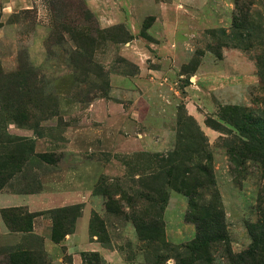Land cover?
<instances>
[{
  "label": "rangeland",
  "instance_id": "obj_1",
  "mask_svg": "<svg viewBox=\"0 0 264 264\" xmlns=\"http://www.w3.org/2000/svg\"><path fill=\"white\" fill-rule=\"evenodd\" d=\"M228 1L222 26L159 50L174 73L140 88L116 79L137 73L122 55L132 37L121 23L100 28L85 0H38L4 18L0 193L55 206L0 211L21 239L0 245V264L16 250L27 252L19 264H49L78 222L126 263L264 264V0ZM151 20L138 36L149 42ZM152 58L149 69L161 65ZM63 209L77 216L53 227L48 212ZM41 213L37 236L29 214Z\"/></svg>",
  "mask_w": 264,
  "mask_h": 264
},
{
  "label": "crops",
  "instance_id": "obj_2",
  "mask_svg": "<svg viewBox=\"0 0 264 264\" xmlns=\"http://www.w3.org/2000/svg\"><path fill=\"white\" fill-rule=\"evenodd\" d=\"M175 1L181 3L183 11L176 9ZM37 2L38 0H0V34L6 27L3 23L5 17L20 10L32 9ZM85 2L97 17L100 28H109L121 23L132 37L127 43L130 48H124L122 55L137 67V73L133 76H120L119 79L116 77V79L119 83L125 80L137 87L140 86V82L152 79L149 78L150 73L154 76L174 73V70L165 65L169 61L156 59L155 56L159 50L162 48L168 50L167 46L170 47V45L179 44L180 47L186 44L185 39H188L187 36L192 35L193 32L222 26L225 12L230 13L228 0H85ZM147 16L152 18L151 24L143 31L152 39L150 42L138 37L142 31V21ZM176 40L180 41L176 42ZM171 54L175 52L172 51ZM150 56H153V63L161 65L155 69H149L145 59ZM197 74L198 71L195 72V79ZM184 76L180 74L179 78ZM198 77L202 78V75L198 74ZM57 200L65 201L66 205L78 204L72 203L70 197L62 196ZM54 206L52 203L45 202L39 195L19 196L0 193V211L6 208L25 207L28 212L34 213ZM48 226V221L38 217L33 219V233L37 236H42ZM76 227L77 230L63 240L64 254L56 250V244H52V249L47 250L49 264H83L82 255L85 253L98 254L105 264H133L123 262L117 252L101 248L98 243L90 240L83 222H78ZM19 240L21 239L18 234L7 231L0 215V245H15ZM65 255L69 259L64 261Z\"/></svg>",
  "mask_w": 264,
  "mask_h": 264
},
{
  "label": "trees",
  "instance_id": "obj_3",
  "mask_svg": "<svg viewBox=\"0 0 264 264\" xmlns=\"http://www.w3.org/2000/svg\"><path fill=\"white\" fill-rule=\"evenodd\" d=\"M197 169H202L201 166L197 167ZM176 171V168H174V173ZM203 171H205L203 169ZM189 197L190 199H193V196H191V194H189ZM70 211V212H69ZM77 210L75 209V211H73L72 209H63V210H56V211H50L48 212V214L51 216V221H52V225L53 227H57L58 224H59V220H69V219H73L74 220V217L77 216L76 214ZM25 214H27L25 212ZM45 213H41V214H29L30 216V219H33L35 218L36 216H40V215H43ZM28 215V214H27ZM55 230L52 231V240H57L58 235L54 232ZM29 233L32 232V230H28ZM68 234V233H67ZM26 254L27 252L26 251H23V250H16L8 255H10L11 257V263L13 264V262L15 264H19L20 261H25L26 260ZM84 256V255H83ZM9 257V258H10Z\"/></svg>",
  "mask_w": 264,
  "mask_h": 264
}]
</instances>
